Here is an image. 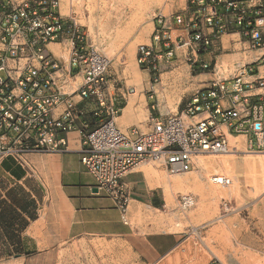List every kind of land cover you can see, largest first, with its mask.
I'll return each mask as SVG.
<instances>
[{"label": "built area", "instance_id": "built-area-1", "mask_svg": "<svg viewBox=\"0 0 264 264\" xmlns=\"http://www.w3.org/2000/svg\"><path fill=\"white\" fill-rule=\"evenodd\" d=\"M154 21L149 44H139L136 55L153 82L177 49L195 55L234 28L261 53L232 77L196 90L179 114L159 113L144 129H121L115 122L121 109L110 105L107 91L110 59L87 42L73 12L62 15L59 0H0V155L30 168L27 153L65 149L77 116L66 108L53 117L52 109L62 95L70 102L75 94L94 101V116L105 117L83 134L79 161L125 219L130 188L123 179L142 162L168 174L187 172L198 155L230 152L227 133L243 136L246 152L264 153V75L258 67L253 72L264 65V0H186L185 10L158 13ZM51 42H65L66 62L48 51ZM59 84L70 87L62 92ZM209 179L229 183L218 173ZM193 203L190 193L176 198L180 210Z\"/></svg>", "mask_w": 264, "mask_h": 264}, {"label": "rangeland", "instance_id": "rangeland-1", "mask_svg": "<svg viewBox=\"0 0 264 264\" xmlns=\"http://www.w3.org/2000/svg\"><path fill=\"white\" fill-rule=\"evenodd\" d=\"M61 5L65 13H60L66 15L73 12L87 42L110 59L107 80L111 92L128 97L132 90L128 79L131 76L143 78V87L137 93L144 102L143 111L132 123L142 129L150 117L159 113L179 114L196 90L206 87L214 79L232 77L240 65H248L261 53V50L250 49L246 39L237 34L238 29L234 28L232 33H226L214 42L212 47L201 49L195 55L187 53V56H183L182 50L177 49V58L168 64L161 63L159 78L153 82L152 74L148 75L137 63V46L149 44L155 15L183 11L186 0H150L139 14H133L123 0H59V10ZM260 71L264 75V67ZM227 138L230 141L228 135ZM243 145L244 150V142ZM245 153L238 151L235 154L198 156L192 169L174 176L189 181L181 188L172 185L169 198L164 189L156 186L162 205L157 209L140 210L135 220L182 235L180 247L164 259V264H264V171L259 167L254 169L244 165L246 158L264 160V153ZM221 158L227 159L228 167H220L218 160ZM212 159L216 160V164L208 173L205 168ZM141 164L152 175L153 181L172 176L155 163ZM215 169L216 172H212ZM201 172L207 176L197 181ZM215 173L228 177V185L222 187L209 181L210 175ZM207 185H217L225 190L208 195L205 191ZM185 193L194 196V203L188 209L180 210L176 198ZM202 195L206 198L203 199ZM106 246L92 244L88 249L84 241H79L74 242L71 250H91L97 257L92 255L93 263L112 264L113 259L109 256V259L107 256L105 258L108 252ZM56 250L60 257L69 254L70 242L62 243ZM37 263L50 264L51 260L43 259ZM0 264L23 263L9 259L0 260ZM55 264H70V259H60Z\"/></svg>", "mask_w": 264, "mask_h": 264}, {"label": "crops", "instance_id": "crops-1", "mask_svg": "<svg viewBox=\"0 0 264 264\" xmlns=\"http://www.w3.org/2000/svg\"><path fill=\"white\" fill-rule=\"evenodd\" d=\"M65 45V42L48 44V51L61 63L67 61ZM263 66L254 67L253 72L258 67L262 74ZM142 82L143 78L138 76L128 79L129 86L134 88L128 97L107 87L110 105L121 109L116 118L117 124L124 127L117 125L121 129L134 125L137 115L143 111L144 102L137 94L143 87ZM56 83H60V78ZM69 87L63 84L61 91ZM70 100L62 95L60 103L51 111L53 117L66 108L76 113L65 149L27 153L30 168L21 166L13 156L0 155V260L38 264L37 261L49 259L50 264H55L60 259H70V264H95L92 262V255L97 259L95 252L71 250L74 242L84 241L88 249L92 244L108 245L105 258L113 259L112 264H123V261L125 264H162L180 247L182 235L135 219L140 210L162 205L157 188L166 191L164 183L169 177L153 181L143 164L132 169L123 179L130 188L124 219L110 197L93 190L94 179L79 161L83 134L104 119L105 113L94 116L97 104L88 98L75 94ZM67 242H70V253L60 257L56 249Z\"/></svg>", "mask_w": 264, "mask_h": 264}, {"label": "bare ground", "instance_id": "bare-ground-1", "mask_svg": "<svg viewBox=\"0 0 264 264\" xmlns=\"http://www.w3.org/2000/svg\"><path fill=\"white\" fill-rule=\"evenodd\" d=\"M149 2H150V0H123V3H125L127 6H128V8L130 9V11L133 13V14H139L148 4H149ZM60 10H61V12L62 13H65V10H64V7L61 5V8H60ZM264 67V66H263ZM153 87H154V85H152L151 86V88L153 89ZM132 90H131V92L130 93H133L134 92V88H131ZM154 90V89H153ZM227 135L230 137V141L228 140V144H229V151L232 153V154H235L237 151H242V152H246L245 151V149L243 150V148H242V145H243V136H240V137H242V139L241 140H239L238 139V137L239 136H235V135H231V134H229V133H227ZM236 139H238L239 141H235ZM244 146V145H243ZM250 154H259V153H250V152H246L245 153V155H250ZM215 155H218V154H215ZM198 156H200V155H198ZM198 156H196V158H195V163H197V157ZM262 156H263V154H262ZM202 161V160H201ZM216 160L215 159H212L211 161H209V163H208V166H206V168L205 169H207L208 170V173H209V171L215 166V164H216V162H215ZM219 161V165H220V167L221 166H223V167H228V165H229V163L227 162V159H222L221 158V160H218ZM249 161H252L251 163L249 162ZM255 161H258V163L257 162H255ZM139 165H141V163L139 164ZM139 165H137V166H139ZM244 165L245 166H250V167H253L254 169L255 168H257V167H259L260 169H262V171H264V160H261V159H259V160H252V159H250V158H246V160H245V162H244ZM136 166V167H137ZM249 167V168H250ZM212 172H216V169L215 170H213ZM183 173H185V172H183ZM178 174H180V173H175V174H172V176L171 177H169L168 178V180L164 183V186H165V188H166V194H167V197L169 198V193H172V185H175L176 187H178V188H181V187H183L184 186V184L185 183H187L188 181H189V179H187V178H178V177H174V176H176V175H178ZM215 174H217V173H215ZM219 174V173H218ZM221 175H223V174H221ZM196 176V175H195ZM207 176V174H203V172H201V174H200V176L198 175L197 176V181H200V179H202V178H205ZM225 176V175H224ZM191 180V179H190ZM161 181H162V179H161ZM160 181V182H161ZM193 181V180H192ZM209 181H210V179H209ZM193 183H194V181H193ZM202 186H203V184L202 183H200ZM161 185V184H160ZM217 185H219V184H217ZM213 186V185H207L206 186V189L207 190H205L204 188V190L205 191H207V193H208V195H214V194H216V193H218V192H220V191H223V190H225V189H222L221 187H219V186H222V187H224V186H227L228 184H224V185H219V186ZM254 185V184H253ZM200 187V186H199ZM201 189V188H200ZM204 194V193H203ZM203 196V195H202ZM206 198V196L204 197L203 196V199H205ZM197 250V249H196Z\"/></svg>", "mask_w": 264, "mask_h": 264}, {"label": "trees", "instance_id": "trees-1", "mask_svg": "<svg viewBox=\"0 0 264 264\" xmlns=\"http://www.w3.org/2000/svg\"><path fill=\"white\" fill-rule=\"evenodd\" d=\"M142 68H144L143 66H141ZM124 107V104H121L120 108H123Z\"/></svg>", "mask_w": 264, "mask_h": 264}, {"label": "water", "instance_id": "water-1", "mask_svg": "<svg viewBox=\"0 0 264 264\" xmlns=\"http://www.w3.org/2000/svg\"><path fill=\"white\" fill-rule=\"evenodd\" d=\"M94 191L96 190V188L93 189Z\"/></svg>", "mask_w": 264, "mask_h": 264}]
</instances>
